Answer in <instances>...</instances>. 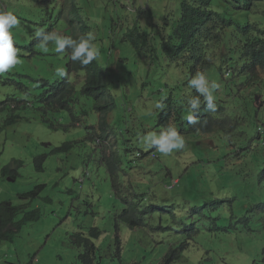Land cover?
I'll return each instance as SVG.
<instances>
[{"label": "clouds", "instance_id": "1", "mask_svg": "<svg viewBox=\"0 0 264 264\" xmlns=\"http://www.w3.org/2000/svg\"><path fill=\"white\" fill-rule=\"evenodd\" d=\"M173 1L176 2L175 11L168 13L164 18L161 17L160 21L155 23L156 19L150 6L145 10L137 0H133L132 7L129 0H0V89L2 91L0 107L8 109V117L15 114L20 116L17 123L9 124L2 132L34 117L41 119L48 127L67 128L62 124L66 113L71 117V125L80 127L83 124L86 136L66 142L72 143L74 147L79 142L91 141L93 149L102 153L98 162L105 168L111 195L123 205L122 210L117 214L118 220V216L124 210L137 206L131 196L133 173L141 170V162L145 156L159 158V155L153 151L144 152L138 146V137L131 134L127 125L119 122L117 114L119 107L130 108L129 103L142 98L148 99L153 104V118H157L156 125L161 124L163 117L168 115L166 102L176 112L188 109L185 122L189 127H196V131L180 134L174 127H167L159 133L150 132L141 137L142 144L146 148H155L163 155L183 149L187 144L204 150L209 158L216 159L221 157V154L217 153L218 147L216 149L215 147L225 140L226 142L245 141V149L253 147L248 148L250 142L253 144L264 142L262 94L264 55L258 61L246 60L249 57L242 52L239 54L236 52L232 56L226 55L233 69L225 63L218 83L210 82L211 79H207L204 75L207 73L204 69L190 78L189 74L198 70L199 65L193 63L186 53L189 47L177 49L178 54L174 56V50L167 51L170 41L174 40L173 34L180 30L170 27L169 23H182L175 13L180 7L178 0ZM116 7L123 8L128 14L129 21L123 29L120 41L129 43L133 49L134 64L131 68L128 59L123 57L125 51H115L116 44L111 41L110 36L118 27L119 21L110 17L106 25H102L100 16L102 12L106 10L107 13ZM238 10L248 12V10ZM259 10L260 13H264ZM71 13H80L86 22L73 25ZM233 17L241 20L234 13ZM94 27L97 31L93 38L90 31ZM217 28V34L221 37L216 45L224 41L222 31L218 26ZM262 28L264 38V23ZM57 30L65 32L58 34L55 33ZM141 45H149L145 51L146 58L143 60L138 57L141 54ZM206 51L200 47L195 48L196 55L204 52L205 56L208 54ZM105 53L104 58L101 54ZM113 54H115L114 61H112ZM48 56L55 58V62H49L50 68L59 63L54 77L44 75L40 69L37 72L29 69L30 64ZM205 59L210 62L214 56ZM96 62L101 71H96ZM246 62L252 65V69L248 71L251 80L241 83L237 80L234 70ZM185 68L187 72L182 79L178 74ZM109 79L111 87L107 82ZM157 82L163 83L162 88L155 85ZM98 83H102L103 86L92 87ZM192 89L199 95L192 97ZM200 97H203L205 107L209 110L201 107ZM89 99L93 100L91 108L87 106ZM103 119H105L104 123ZM209 120L212 122L211 125ZM2 121L3 119H0V123ZM229 126H233L230 136L225 132ZM110 134L114 139L108 137ZM215 134L221 135L223 139L214 142L211 139L198 138ZM240 135L244 136V139L233 141ZM63 143L51 152H57L55 150ZM103 146L106 147L104 150L101 149ZM46 157V154L34 157L38 170L43 168ZM119 165L123 167L125 177L121 182L118 181L117 175ZM7 166L12 170L14 167L17 169L18 165L15 166L14 162ZM166 168L164 166L162 171ZM207 169H215L216 176L218 171L216 165L208 166ZM170 172L168 189H173L180 185L182 176H173L171 170ZM258 174L264 179V174ZM3 178L15 179L16 176L9 174ZM151 190L142 197L149 199L150 204L140 211L143 213L142 219L148 216L149 222L155 218L158 222L148 223V227H152V232L166 230L185 234V239H181L177 246H171L165 254L163 264L179 261L191 241L202 231L229 232L240 227L251 233L258 225L263 229L264 199L254 206L246 207L243 213H237L234 209V198H219L212 191L206 193L205 197H193L187 216L183 217L179 224H175L177 221L170 218L174 228L163 226L162 219L167 213L170 216L177 214L178 210L174 207L175 200L172 201L171 206L165 205L164 209L159 210L153 200L156 194L154 192L151 195L150 192H153ZM186 196L191 197L190 194ZM159 198L162 201L170 199L168 196H159ZM226 203L229 204L228 208H225ZM170 207H172L171 211L166 210ZM22 216V212H18L14 222L20 221ZM223 219L227 220L226 224H222ZM143 224L134 227L124 225L133 229L140 228ZM20 229L14 228L12 237L1 240L0 245L2 242L12 241ZM73 237L76 244L84 248L79 255L83 264H93L97 250L94 241L102 240V231L98 227H91L87 235L78 232L73 234ZM117 239H119L118 235Z\"/></svg>", "mask_w": 264, "mask_h": 264}, {"label": "rangeland", "instance_id": "2", "mask_svg": "<svg viewBox=\"0 0 264 264\" xmlns=\"http://www.w3.org/2000/svg\"><path fill=\"white\" fill-rule=\"evenodd\" d=\"M137 1L145 10L150 6L155 23L175 11L176 2L173 0ZM129 3L132 7L133 0H129ZM260 9L264 11V8ZM234 14L242 19L245 16L243 11ZM100 16L102 25H106L110 17L119 21L118 27L110 36L111 41L116 44L115 51H125L123 57L128 59L131 68L134 64L133 49L129 43L120 41L129 21L128 14L123 8L116 7L107 13L106 10L103 11ZM71 19L74 20L73 25L86 22L80 13H71ZM64 30H57L55 33L63 34ZM96 31L95 27L90 31L93 38ZM148 48L149 45H141V54L138 56L140 60L146 58L145 51ZM225 52L229 53L225 45L218 44L212 46L204 57L219 56ZM101 55L106 57V53ZM114 58L115 54L112 55V61ZM49 62H55V58L48 56L36 60L29 65V69L34 72L40 69L44 75L54 77L59 63L50 68ZM186 72L185 68L178 74L179 77L184 79ZM204 75L208 79V74ZM107 82L111 87V80ZM262 94L264 99V91ZM92 104L93 100L89 99L87 106L91 108ZM128 107L130 108H118L119 122L127 125L131 134L138 137V146L144 152L153 151L159 155V158L145 156L141 162V170L132 175L131 196L140 210L150 204L149 199L142 197L151 188L153 192L150 193L152 195L155 192L153 200L159 210L164 209L165 205L171 206L175 200L177 214L170 216L167 213L162 219L163 226L172 228L174 225L170 218L177 221L175 224H179L187 216L192 198L205 197L211 191L219 198H234L237 213H243L246 207L263 201L264 179L258 173L264 174V142H250L248 148L253 146L250 149L244 148L245 141L221 142L215 149L218 147V154L221 151L226 153L216 159L209 158L204 150L187 144L183 149L163 155L155 148H146L141 141V137L150 132H160L155 124L157 118H153V104L142 98L129 103ZM35 118L21 121L0 135V201L8 200L15 205H24V210L38 208L41 212L40 218L25 224L12 241L2 242L0 264H83L79 255L84 248L76 244L73 234L81 232L87 235L91 227H98L102 231V240L94 241L97 250L93 264H163L165 254L171 246L175 247L181 239H185V234L166 230L152 232L148 223L157 224L158 220L155 218L149 222L148 216L143 218L144 224L140 228L130 229L125 226L117 219L123 205L111 195L105 168L98 162L102 153L93 149V142H79L68 152H51L63 142L85 137L83 124L80 127L71 125L68 113L62 119V124L67 128L48 127L41 119ZM108 137L114 139L112 134ZM198 138L214 142L223 139L219 134ZM242 138L244 136L240 135L233 141ZM104 146L101 147L102 150L106 148ZM39 154L47 155L42 171L35 166L34 157ZM196 155L198 159H194ZM20 161L21 165L18 164ZM14 162L15 166L18 165L16 178H3L1 170ZM211 165L217 166L216 176L215 169H207ZM164 166L167 168L162 171ZM168 168L173 176H182L180 185L173 189H168L171 180ZM117 175L119 182L125 178L121 165L117 168ZM196 178L198 179L195 180ZM39 185L44 187L38 196L30 200L19 198V194L32 191ZM187 194L191 197L186 196ZM157 195L168 196L172 200L162 201ZM228 207L229 204L226 203L225 208ZM166 210L171 211L172 207ZM226 223L227 220L223 219L222 224ZM263 247L264 230L260 225L251 233L240 227L229 232L202 231L191 241L180 260L172 264H264Z\"/></svg>", "mask_w": 264, "mask_h": 264}, {"label": "trees", "instance_id": "3", "mask_svg": "<svg viewBox=\"0 0 264 264\" xmlns=\"http://www.w3.org/2000/svg\"><path fill=\"white\" fill-rule=\"evenodd\" d=\"M178 4L180 7L175 13L182 23H169L170 27L180 28V30L173 34L172 37L174 40L170 41L171 44L167 47V51L172 52L174 50V56L178 54L177 49L184 46L189 47L186 53L191 58L193 63L199 65L198 70L189 74L190 78H193L198 71L204 69L207 70V76L211 79L210 82L215 81L218 83L223 74L224 64L226 63L232 68V65L229 64L227 56H232L236 52L238 54L242 52L246 57H249L246 60L249 61L250 59L253 61H258L264 55V38L262 32L264 13H260L259 10L260 6L264 8V0H178ZM238 9L248 10V12H244L245 16L243 19L241 16H237L241 20L234 19L233 17L234 12H239ZM217 26L220 28L224 36V41L222 44H224L227 50L230 52H225L220 56L213 55L215 56L214 59L208 62L204 58V52L196 55L195 48L200 47L203 50L206 49V52H209V49L212 46H215L221 37L219 34H217ZM216 59H218L217 62ZM96 65V71H101L97 62ZM251 69L252 65L249 62H246L243 66L234 70L237 80L241 83L250 81L251 76L248 74V71ZM155 85L162 88L163 83L157 82ZM102 86V83H98L92 87L100 88ZM198 95L199 94L194 89H192V97ZM200 99L201 107L209 110L205 107L203 97H200ZM165 105L168 115L164 116L162 123L157 125L160 132L167 127H174L180 134H186L197 130L196 127H189L185 122V116L188 111L187 108L176 112L172 109L168 102H166ZM7 114L8 109L0 107V119H3V121L0 123V134L3 133L2 130L7 128L9 124L14 122L17 123L20 120V116L17 114L12 117H8ZM104 122L105 119H103V123ZM211 124L212 122L209 120V125ZM225 132L228 136H230V132H228L227 128ZM72 147V143L65 142L55 151L58 152L62 150L68 152ZM225 153L226 152L221 151V154ZM194 159H198V157L195 156ZM21 164L22 162L20 161L19 165ZM35 166L37 167L36 162ZM42 170L43 168L41 171ZM9 174L16 176V167H14L12 170H9L8 166L2 169V177H5ZM43 187L44 185H39L32 191L19 194L18 196L21 199L30 200L38 196ZM22 207L23 205H15L11 201H0V241L10 239L14 234V228H22L25 224L37 221L40 218L41 212L38 208L22 210ZM18 212H22L23 216L20 221L14 222ZM142 217L143 213L137 206H133L129 210H124L118 216L120 221L130 227L142 225L144 223ZM262 227L264 229V225H262Z\"/></svg>", "mask_w": 264, "mask_h": 264}, {"label": "bare ground", "instance_id": "4", "mask_svg": "<svg viewBox=\"0 0 264 264\" xmlns=\"http://www.w3.org/2000/svg\"><path fill=\"white\" fill-rule=\"evenodd\" d=\"M258 122H261V121H258ZM227 129H228V132H230L233 130V126H229V127H227ZM170 200H172V199H170Z\"/></svg>", "mask_w": 264, "mask_h": 264}]
</instances>
